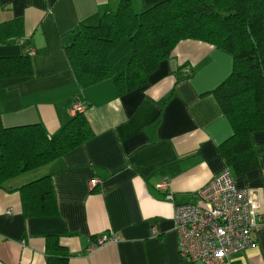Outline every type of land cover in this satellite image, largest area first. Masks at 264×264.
Instances as JSON below:
<instances>
[{
	"label": "crops",
	"instance_id": "obj_1",
	"mask_svg": "<svg viewBox=\"0 0 264 264\" xmlns=\"http://www.w3.org/2000/svg\"><path fill=\"white\" fill-rule=\"evenodd\" d=\"M128 1L139 13L162 0ZM116 4L0 0V22L20 18L24 24L21 38L0 44V56L34 51L31 76L0 79L3 125L41 124L52 135L75 113L76 98L92 131L61 158L0 189V264H58L48 261V235L57 236L68 255L64 264H203L179 256L174 209L195 203V192L226 167L218 146L232 126L213 90L230 75L232 56L184 40L142 87L119 93L113 78H107L82 88L65 47L81 24H97ZM129 58L128 41L109 52L115 75ZM251 140L259 166L236 177V184L259 190L255 239L224 264H264V130ZM44 175L53 185L57 215L25 216L18 188ZM161 182L164 189L158 188ZM104 233L118 240L86 254L91 240Z\"/></svg>",
	"mask_w": 264,
	"mask_h": 264
},
{
	"label": "trees",
	"instance_id": "obj_2",
	"mask_svg": "<svg viewBox=\"0 0 264 264\" xmlns=\"http://www.w3.org/2000/svg\"><path fill=\"white\" fill-rule=\"evenodd\" d=\"M23 33L20 18L0 22V44ZM184 40L201 41L232 56L230 75L213 90L232 126L218 152L235 177L244 175L259 166L251 136L264 130V0H162L139 13L128 0H117L97 24L77 28L65 53L82 88L113 78L119 93H125L142 87ZM122 41L129 42L130 58L115 75L109 52ZM32 74L28 51L0 56V79ZM91 136L83 111L75 112L52 135L41 124L4 126L0 112V189L8 180L61 158ZM18 191L25 216L57 215L49 175L21 185ZM46 252L49 262L66 263L68 255L57 236H47Z\"/></svg>",
	"mask_w": 264,
	"mask_h": 264
},
{
	"label": "built area",
	"instance_id": "obj_3",
	"mask_svg": "<svg viewBox=\"0 0 264 264\" xmlns=\"http://www.w3.org/2000/svg\"><path fill=\"white\" fill-rule=\"evenodd\" d=\"M32 55L34 51L27 49ZM73 112L83 111L75 98ZM98 180H93L96 184ZM166 182L158 184L164 189ZM195 203L179 204L174 209L178 253L182 259L203 264H224L230 256L247 248L255 239L256 215L260 209L259 190L238 186L228 167L213 176L195 194ZM171 197V195H169ZM118 236L104 233L94 237L86 249L92 254Z\"/></svg>",
	"mask_w": 264,
	"mask_h": 264
}]
</instances>
